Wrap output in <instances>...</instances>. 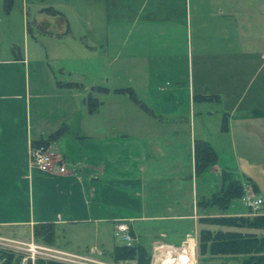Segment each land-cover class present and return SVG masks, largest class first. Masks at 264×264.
<instances>
[{
	"label": "crops",
	"instance_id": "crops-1",
	"mask_svg": "<svg viewBox=\"0 0 264 264\" xmlns=\"http://www.w3.org/2000/svg\"><path fill=\"white\" fill-rule=\"evenodd\" d=\"M158 1L163 3L161 9L166 18V0ZM149 2H138L137 9H146ZM128 3L125 2L122 10L118 7L119 21L115 23L113 35L116 67L120 70L133 68L126 79L131 85L115 89V92L125 89L116 94L133 100V107L127 108L126 114L134 112L136 115L140 109L137 107H142L154 119H161L166 114L167 104H170L169 95L160 86L166 80V24L158 25L156 30L165 42L145 43L143 46L138 37L128 43L134 31L144 35V28L154 25L147 23L141 25V29L136 28L140 17H137L133 1L131 6ZM228 16L235 26L232 29L234 33L238 29L237 18ZM255 18L251 15L253 26H257L254 36L258 30L260 38V23ZM214 28L219 32L218 21ZM66 31L71 33L70 28ZM217 35L213 49L217 60L211 62L210 89L199 88L198 94L194 95L193 86H189L191 112L195 104L199 111L194 113L193 120H196L192 133L182 139L172 138L175 130L166 133V121L159 119L157 124L150 122L140 126L130 123L123 126L122 102L116 108L108 109L103 108V101L95 98L97 108L90 112L86 102L88 95L77 93L72 86L60 84L61 81L51 71L44 76H30L28 59L0 61L1 238L28 242L33 239L36 224L53 223L57 232L52 248L101 261L107 251L105 234L112 227L113 234L120 237L116 235V225L121 222L128 225L133 244L138 242L144 246L141 234L148 238L151 253H155L161 244L179 246L187 238L196 240L199 230L204 227L200 219L219 215L217 208H201L198 204L219 190L212 192L211 188L200 187L198 191V176L194 171L195 141L209 143L217 160L219 153L216 147L220 142L224 146H239L243 141H250L248 144L255 147L260 141L264 146V40L257 42L253 36L251 43L243 44L240 41L243 36L239 35L236 42L222 39L220 44V35ZM143 48L147 49L140 53ZM220 49L231 51V56H237V59L219 60L217 52ZM234 51L238 55H234ZM136 67L142 68V74L135 71ZM147 67L150 72L144 69ZM145 96L156 101L148 107L140 102ZM202 96H211L212 99L204 101L200 99ZM177 99L175 96L174 100ZM240 99L241 102L236 101ZM207 101H213L219 108L208 111V107H204ZM205 112L216 116V122L210 129L201 120ZM224 120L226 129H223ZM108 122H113V126ZM196 125L202 126L198 137L194 132ZM60 128L64 131L48 146L63 156L67 172L42 173L30 163L31 148L35 142L46 139ZM157 128L161 129L162 137L153 136L152 131H157ZM251 162L247 158L242 159L244 178L239 181L243 185L250 183L247 187L252 186L259 193L255 177L250 173L255 166ZM209 168L212 172H219L216 166ZM260 173L264 174L263 168H260ZM225 186L222 182L221 187ZM184 195L185 199L182 198ZM166 221L182 222L184 229L166 232L165 228L151 234L142 230V222ZM60 241L67 246L61 248L58 245Z\"/></svg>",
	"mask_w": 264,
	"mask_h": 264
},
{
	"label": "rangeland",
	"instance_id": "rangeland-1",
	"mask_svg": "<svg viewBox=\"0 0 264 264\" xmlns=\"http://www.w3.org/2000/svg\"><path fill=\"white\" fill-rule=\"evenodd\" d=\"M132 1L136 8L137 17H140L136 28L141 29V25L147 23H154V25L144 28L146 30L143 33L144 35H139L134 31L130 35L128 43L134 42L138 37L139 42H143V46H145V43L163 42L164 37L159 36L161 34H157L156 30L158 25L162 27L163 23L166 24V80L161 82L160 86L163 90H166V95H169L170 104H167L166 114L163 118L158 119L162 122L166 121V133H169L167 131L170 130L176 131L172 138H186L189 133H192V125L196 120H193V118L199 111V106L195 104V109L191 112L192 100H188V88L190 85L193 86L194 95L198 94L199 88L210 89L211 62L217 60V56L213 52L214 39L218 36L217 33L220 35V44L223 42L222 39L228 42H236L239 35L243 36L240 38L243 44L251 43L257 28V26H253L251 15H255V20L260 23L261 30L260 38L258 30L255 36L257 42L260 39L263 42L264 0H166V18L164 11L161 9L163 3L158 0H150L146 9H140L139 7L137 9L138 2L142 3L146 0H0V61L28 59L30 76H44L51 74V71L58 81H61L60 84L64 83L72 86L77 93L88 95L87 98H98L103 101V108L114 109L118 103L122 102L121 107L124 110L123 126L130 123L140 124V126H145L150 122L157 124L160 121L154 119L149 115L150 112L142 107H137L140 109L135 112L136 115H134V112L133 114H126L127 108L133 107V100L131 98L127 99L126 95L121 97V95L116 94L122 93L121 91L115 92V89L131 85L129 81L126 82V79L130 77L128 73L133 68L128 67L120 70L116 67V47L113 31L115 30V23L119 21L117 18L118 7L122 10L125 2H129L127 4L129 5ZM51 7L57 10L59 14L48 13L46 9ZM125 14L123 15L125 16ZM217 14L219 16L216 19ZM221 14H223V17ZM228 15L237 18L238 29L234 30L236 34L232 32L235 26L229 20ZM217 21L219 32L214 28ZM67 28L71 29V33H67ZM226 30L230 31L225 33ZM241 30H243V33H240ZM225 44L227 45V43ZM146 49L143 48L140 53H144L142 51ZM232 53L238 55L237 51ZM217 55L220 58L219 60L237 59V56H231V51L220 49ZM135 69L136 72L142 70L140 67ZM144 69L149 71L150 68ZM138 74H142V72ZM201 75L203 80H201ZM200 83H202L201 87H199ZM143 89L140 90L143 91ZM139 92L143 94V92ZM175 96L178 97L177 100H174ZM171 97L173 98L170 100ZM141 99L140 102L148 107H150L152 101H156V99H151L149 96ZM195 99L197 98L194 97V101L197 103ZM241 100L236 101L241 102ZM126 102H129V104H126ZM205 106L208 107V111L219 108L213 101H207V104H204ZM201 120L210 129L211 125L216 122V116L208 115L205 112ZM111 123V126H113V122H108V125ZM157 129V131H152L153 136L162 137L161 129ZM194 132L195 136L198 137L199 133H202V126H194ZM238 143L240 142L238 141ZM248 143L250 141H243V145L248 146L242 144H239V146H224L223 142H220L216 147L219 157L216 164L213 165L218 168L219 172H212L211 167L198 176V191L200 187H205L211 188L212 192H215L217 189H221V174L225 167H229L228 170L234 174L236 179L242 180L244 178L241 173L242 159L247 158L255 165L250 173L255 177L260 190L259 193H256V190L251 188L252 186L247 187L251 185L250 183H244L242 198L233 200L226 211H219L218 216H253L261 213L260 210L264 208V174L260 173V168L264 169V146H262L263 142L260 141H258L260 144L255 147L250 146ZM261 159L262 161H260ZM183 190L186 191V189ZM184 194L187 195V192H184ZM185 195L182 197L183 199H185ZM246 195L260 198L263 201L256 212L245 205L243 197ZM201 208L206 207L201 206ZM228 211L238 214L229 215ZM183 224L182 222L174 223L170 221H166V223L142 222L141 226L145 233L148 231L147 233L151 234L165 228L166 232H181L184 229ZM142 230L140 229V231ZM141 235V238H144V240H141L142 244L150 253V256L154 255V252L151 253V243L148 238L143 234ZM197 236L196 264L238 263L237 259L233 260L231 258L210 260L201 257L198 252ZM32 240L39 246H47L36 242L34 239ZM104 240L106 244L105 251L106 249L107 251L103 256V262H106V264H136L134 261L124 263L114 262L110 259V253L114 247L126 245L120 237L113 234L112 227L107 235L105 234ZM134 244L137 245L138 242H134ZM58 245L61 248L67 246L63 241L58 242ZM60 250L62 251V249ZM0 252L5 251L0 250ZM14 257L17 259L16 256Z\"/></svg>",
	"mask_w": 264,
	"mask_h": 264
},
{
	"label": "trees",
	"instance_id": "trees-1",
	"mask_svg": "<svg viewBox=\"0 0 264 264\" xmlns=\"http://www.w3.org/2000/svg\"><path fill=\"white\" fill-rule=\"evenodd\" d=\"M53 15L59 14L56 10L46 9ZM124 92L120 89L118 92ZM129 91V90H128ZM206 101L212 97L202 96ZM88 109L93 112L98 105L95 98L86 99ZM226 129V121L223 122ZM64 131L60 128L44 140L35 142L32 147L48 145L56 140ZM217 162V155L209 143L197 140L194 143V171L197 176L202 175L210 166ZM222 182L226 184L210 198L199 202V206H213L219 211H226L231 202L242 198L244 194L243 184L234 177L228 169L222 170ZM253 216H225L208 217L200 219L204 225L197 236L198 252L201 257L212 259L231 258L237 259V264H264V208ZM213 227V228H212ZM57 227L53 223H39L33 227V239L36 242L53 246L56 239ZM8 252H0V264H19V257ZM110 259L114 262L136 264H149L150 253L140 244L122 245L114 247L110 253ZM36 264H61L53 261L37 260Z\"/></svg>",
	"mask_w": 264,
	"mask_h": 264
},
{
	"label": "built area",
	"instance_id": "built-area-1",
	"mask_svg": "<svg viewBox=\"0 0 264 264\" xmlns=\"http://www.w3.org/2000/svg\"><path fill=\"white\" fill-rule=\"evenodd\" d=\"M31 165L45 174H65L67 172L65 160L48 145L32 147L30 151ZM245 205L256 210L260 208L262 200L250 196L243 197ZM116 235L120 236L126 245H131L133 240L126 223L116 225ZM0 250L15 254L19 257V264H35L37 260L53 261L61 264H106L101 260H94L63 252L49 246H39L31 239L28 242L0 238ZM196 240L187 238L179 246L161 244L149 264H196Z\"/></svg>",
	"mask_w": 264,
	"mask_h": 264
}]
</instances>
